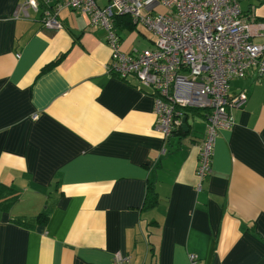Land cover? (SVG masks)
Here are the masks:
<instances>
[{
    "label": "crops",
    "instance_id": "obj_1",
    "mask_svg": "<svg viewBox=\"0 0 264 264\" xmlns=\"http://www.w3.org/2000/svg\"><path fill=\"white\" fill-rule=\"evenodd\" d=\"M37 1L16 16L24 0H0V193L18 198L0 207V264H264V76L231 82L247 100L199 192L205 118L165 141L153 89L108 70L107 31L70 8L48 28ZM241 9L258 30L264 0ZM117 16L123 49H139L144 25ZM47 206L45 224L15 221Z\"/></svg>",
    "mask_w": 264,
    "mask_h": 264
},
{
    "label": "built area",
    "instance_id": "obj_2",
    "mask_svg": "<svg viewBox=\"0 0 264 264\" xmlns=\"http://www.w3.org/2000/svg\"><path fill=\"white\" fill-rule=\"evenodd\" d=\"M43 23L61 29L65 8L89 15L92 26L107 31L111 48L108 70L123 79L137 78L153 89L157 130L165 141L183 124L181 108L203 110L205 137L200 143L197 191L213 171L214 147L221 129L234 126V107L247 100L246 91L230 93L231 82L250 74L264 76V23L256 31L243 15L241 0H43ZM40 10L37 0H24L16 16ZM129 15L154 32V45L126 51L114 18ZM38 118V115H34ZM196 263L198 256L190 254ZM115 264H132L117 252Z\"/></svg>",
    "mask_w": 264,
    "mask_h": 264
},
{
    "label": "trees",
    "instance_id": "obj_3",
    "mask_svg": "<svg viewBox=\"0 0 264 264\" xmlns=\"http://www.w3.org/2000/svg\"><path fill=\"white\" fill-rule=\"evenodd\" d=\"M118 17L119 16H117L116 18H118ZM123 23L124 24H129L130 26L134 27L133 20H132V18L130 16L123 15ZM61 59H62V57H59L58 59L53 61L51 64H49V67L59 63L61 61ZM181 111L183 112L184 116H187V119H188V118H191V117L193 118L194 117L193 115H195L196 113H201L202 110L199 109V108L188 107V108H181ZM203 116H204V114H203ZM182 126H183V124L175 127V129L173 131V134L176 133V132H179L181 130ZM0 189L1 190H5V187L4 186H0ZM7 199L8 198L7 197L5 198V195L0 193V207L1 208H3L4 206L5 207L12 206L13 203H15V201H17L18 198H16V197L11 198L10 202L6 203ZM50 212H51V207L47 206L38 215H36L34 217H26V218L25 217H19V218L15 219V221L18 222L19 224H22V225H25V226H28V227H33V226H35L37 224H45L48 221L49 217H50Z\"/></svg>",
    "mask_w": 264,
    "mask_h": 264
},
{
    "label": "rangeland",
    "instance_id": "obj_4",
    "mask_svg": "<svg viewBox=\"0 0 264 264\" xmlns=\"http://www.w3.org/2000/svg\"><path fill=\"white\" fill-rule=\"evenodd\" d=\"M135 29L136 30H134V31H137L139 34V39L136 42V45L139 49H143L144 47H148L149 45L152 44V41L155 40V38H156V36L153 32L149 31L146 27H144L142 25H138L137 27H135ZM203 114H204V112L202 110L201 113H196L194 115V119H190V120H192L193 125L196 126L200 120H204L205 117L203 116Z\"/></svg>",
    "mask_w": 264,
    "mask_h": 264
},
{
    "label": "water",
    "instance_id": "obj_5",
    "mask_svg": "<svg viewBox=\"0 0 264 264\" xmlns=\"http://www.w3.org/2000/svg\"><path fill=\"white\" fill-rule=\"evenodd\" d=\"M183 127H184L185 129H188V128H189V123H188L187 116H184V117H183Z\"/></svg>",
    "mask_w": 264,
    "mask_h": 264
}]
</instances>
